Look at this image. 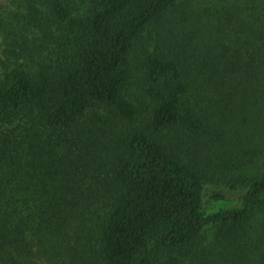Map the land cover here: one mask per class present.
I'll return each mask as SVG.
<instances>
[{"label": "trees", "instance_id": "trees-1", "mask_svg": "<svg viewBox=\"0 0 264 264\" xmlns=\"http://www.w3.org/2000/svg\"><path fill=\"white\" fill-rule=\"evenodd\" d=\"M0 53V264H264V0H0Z\"/></svg>", "mask_w": 264, "mask_h": 264}, {"label": "rangeland", "instance_id": "rangeland-1", "mask_svg": "<svg viewBox=\"0 0 264 264\" xmlns=\"http://www.w3.org/2000/svg\"><path fill=\"white\" fill-rule=\"evenodd\" d=\"M137 62H138L137 60H135V62H134L135 68L137 66ZM131 87H132L131 93L135 95L136 85L133 84V86H131ZM165 134L167 135V138H169V139L174 138L173 136H170L169 133H165ZM259 171H262V170L256 169L255 165H254L253 169H247L246 168V171L243 173H246L247 176H250V174H253V173L255 174ZM230 182L236 183L234 181L233 174L230 173L227 169L222 170V171L220 169H217V168H215L213 170H209V174H207L206 182L204 185V201L211 194H213L215 192L223 193L230 199H237L242 193L245 192V190H246L245 187H243L242 185L239 184V185H237L238 188L235 189V188H232L231 186H229Z\"/></svg>", "mask_w": 264, "mask_h": 264}]
</instances>
